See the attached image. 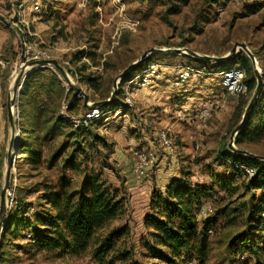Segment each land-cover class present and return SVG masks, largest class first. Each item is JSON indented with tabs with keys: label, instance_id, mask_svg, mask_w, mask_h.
I'll return each instance as SVG.
<instances>
[{
	"label": "rangeland",
	"instance_id": "rangeland-1",
	"mask_svg": "<svg viewBox=\"0 0 264 264\" xmlns=\"http://www.w3.org/2000/svg\"><path fill=\"white\" fill-rule=\"evenodd\" d=\"M236 44L246 46L261 76L251 119L256 126L254 117L264 114V0H0V105L5 123L0 142V191L10 138L6 101L12 97L13 81L25 62L56 61L70 82L88 95L89 102L96 103L110 97L116 78L143 53L177 50L148 54L119 81L115 92L119 102L100 109H85L82 98L68 89L52 67L26 77L12 108L16 140L25 138L27 147L10 150L13 162L0 229V264H95L88 257L73 258L61 249L38 251L28 237L41 230L35 216L53 213L45 197L62 187L84 190L92 175L105 179L126 202L125 218L116 224L127 222L132 254L130 263L118 264H164L154 257L167 253L151 247L144 226L131 216L130 194L140 190L137 198L150 202L174 181L209 190L195 212L199 226L215 217L206 234L208 264H254L246 254L249 248L258 251L260 264H264V216L259 205L264 194L249 187L248 177L224 156L239 155L228 144L245 111L241 105L248 104L252 95L229 96L222 86V72L240 66L253 74L254 66L240 48L223 63L201 61L187 53L222 57ZM150 65H156L157 71L142 82ZM186 68L193 72L175 85ZM162 77L174 87L159 85L157 90L178 92L167 95L169 100L153 101L151 89ZM89 81H94L97 93L90 89ZM126 96L130 106H124ZM173 97L178 99L174 102L180 114L167 118ZM69 104L72 109L67 116L90 119L86 126L75 128L59 121L61 107ZM203 110L208 112L206 119L200 118ZM154 112L156 118H152ZM36 118L32 132L24 134L21 126L29 129ZM159 118L156 125L151 123ZM162 118L175 123V130L160 125ZM162 131L172 142L170 150L159 143ZM27 149L41 153L39 165L22 160ZM247 150L264 157V137ZM133 151L147 157L144 175L134 171ZM249 166L244 162L238 168ZM223 183L228 184L225 192L219 187ZM205 208L211 209L210 216L199 218L198 211Z\"/></svg>",
	"mask_w": 264,
	"mask_h": 264
},
{
	"label": "trees",
	"instance_id": "trees-1",
	"mask_svg": "<svg viewBox=\"0 0 264 264\" xmlns=\"http://www.w3.org/2000/svg\"><path fill=\"white\" fill-rule=\"evenodd\" d=\"M244 70L247 95L251 96L256 86L254 71L252 74L248 67ZM93 82L89 81L88 85L97 93L98 90ZM116 97L111 102L112 105L114 102H119ZM105 100L107 99L102 101ZM257 100L258 98L253 102L245 122L234 139L235 148L245 152L248 157L244 154L224 156L231 160L232 167L242 175H244L243 171L238 167L244 162L252 165L247 167L254 171L253 176L248 178L249 187L260 190L264 194V161L259 159L264 157L250 155L247 150L248 145L264 137V114L254 117L256 126L251 122ZM246 106L247 102H244L241 108L245 109ZM117 107L118 105H115L114 108ZM71 109L72 105L69 104L67 112L71 113ZM58 119L63 123H70L67 117L58 115ZM37 120L36 118L30 123L29 129L22 125L21 131L24 134L28 131L32 132L31 125L36 126ZM24 140H16L17 152L27 147ZM23 143L25 145H22ZM26 154L27 157L22 160L29 165L40 164L39 151L27 149ZM219 187L225 192L228 184L223 183ZM236 190L237 188L231 190V193ZM208 192L209 190L204 188L178 184L174 181L170 187L166 188L164 194L153 195L149 203L151 212L144 216L143 226L151 247L154 250L160 248L167 253V255H158L154 257L155 259H159L164 264H208L210 250L206 234L214 223L215 217L206 219L201 226L195 220L196 208L200 206L202 199L208 198ZM46 200L53 213L45 212L43 215L35 216V222L41 230L35 234L29 233L28 236L38 251L54 252L61 249L73 258L88 257L95 264L130 263L132 251L128 245L131 238L128 224L127 222L122 225L116 224L125 218L126 202L122 196L118 195L117 190H112L107 185L105 179L92 175L84 190L67 191L62 187L58 192L45 197ZM263 202L264 196L259 199L261 212ZM246 254L250 260L255 261L254 264H260V254L256 249L249 248Z\"/></svg>",
	"mask_w": 264,
	"mask_h": 264
},
{
	"label": "water",
	"instance_id": "water-1",
	"mask_svg": "<svg viewBox=\"0 0 264 264\" xmlns=\"http://www.w3.org/2000/svg\"><path fill=\"white\" fill-rule=\"evenodd\" d=\"M237 48L242 49L244 52L247 53L252 65L254 66V76H255V80H256V86H255V90L252 94V97L249 101V103L247 104L244 114L242 116V120L241 123L238 127H236L234 129V131L232 132L231 136H230V142L228 144V149L231 150L232 152L236 153V154H244L246 155L245 152H240L239 150H237L235 147H233V139L235 138L236 134L238 133V131L241 129L243 123L246 120V117L248 115V112L253 104V102L255 101V99L258 97L260 89H261V76L260 73L257 71V69H255V60L253 58V56L247 51L246 46L244 44H240V45H234L232 47V49L225 55L222 57H211V56H207V55H199L197 53L194 52H187L192 58L194 59H198L201 61H205V62H214V63H223V62H228L230 61L237 53ZM177 50H149L145 53H143L138 60L134 61L133 63H131L130 65H128L120 74L119 76L116 78V80L113 83V87H112V91L110 93V97L105 100V101H101V102H96V103H91L89 102V97L88 95H85L80 88L76 87L75 85H73L67 74L63 71V69L58 65V63L54 60H44V59H38V60H32L29 62H25L20 68L19 71L16 75V78L13 81V86H12V97H8L7 101H6V112H7V123L9 125L10 128V138H9V143H8V153H7V165H6V170H5V179H4V184L3 187L0 191V229L3 223V220L5 218V194L6 191L8 189V186L10 184V177H11V166H12V162H13V157L11 158L10 155V150L15 147V143H16V136H15V124H14V116H13V112L11 110L16 98L18 97V95L20 94V89L23 86L24 80L26 79V77L31 74L34 71L37 70H41V69H47V68H54V70L57 72V75L62 79V81L67 85L68 89L73 91V93L78 96L77 98L81 97L82 98V105L85 109H100L103 107H107L111 104V102L113 101L114 97H115V92L117 90V86L119 85V81L121 79H123L132 69H134L135 67H137L140 63H142L148 54L151 53H161V52H175ZM31 68L32 70L29 71L28 73H25V71ZM20 88V89H18ZM19 134V132H18ZM16 155V153L14 154V156ZM261 161H264V158H259Z\"/></svg>",
	"mask_w": 264,
	"mask_h": 264
},
{
	"label": "built area",
	"instance_id": "built-area-1",
	"mask_svg": "<svg viewBox=\"0 0 264 264\" xmlns=\"http://www.w3.org/2000/svg\"><path fill=\"white\" fill-rule=\"evenodd\" d=\"M34 60H38V59H34ZM157 66L156 65H150V67L148 68V70L146 71V73H144L145 75L143 77H141L142 82H146L147 79L149 78V76L153 75L156 73L157 71ZM0 68H1V62H0ZM193 70L186 68L185 71H182L178 77V81L175 83V85H178V82H183L184 80H186L189 76L190 73H192ZM245 78H246V72L245 70L240 67V66H235L232 68H229L227 70H225L224 72H222V86L224 87L226 93L229 96L232 97H240L243 95H246L247 93V88L245 85ZM132 83V81L128 82V86ZM124 104L125 106H130V99L129 96L125 97L124 100ZM67 109L68 106L67 105H63L59 111V115L61 117H67L70 120V123L73 127L75 128H79L81 126H86L87 122L90 121V119L87 118V120H79V119H75V118H69L67 116ZM208 116V112L206 110H203L200 112V118L201 119H206ZM94 118V117H91ZM159 138V143L162 147H164L165 149L170 150L171 146H172V142L169 139V135L167 132H161L158 135ZM133 167H134V171L138 174V175H144L145 174V169L144 167L147 165V157L146 155H144L143 153H141L140 151H133ZM240 170L243 171V174L245 177L251 178L254 174V171L252 169L249 168H243L240 167ZM262 216H264V202L262 203ZM211 209L210 208H205V209H201L200 211H198L197 216L199 218H206L208 216H210L211 214Z\"/></svg>",
	"mask_w": 264,
	"mask_h": 264
},
{
	"label": "crops",
	"instance_id": "crops-1",
	"mask_svg": "<svg viewBox=\"0 0 264 264\" xmlns=\"http://www.w3.org/2000/svg\"><path fill=\"white\" fill-rule=\"evenodd\" d=\"M159 85H162L163 89L165 87H167V86L168 87L165 88V89H171L172 87H174V85L171 82V80H167L166 77L160 78L158 80L157 84L153 87V89H151L152 90V99H153V101L156 100V99H159V98L162 101L164 99L169 100V97L167 95H172L171 93L176 94L175 92H178V91H172V92L167 93V92H163L162 90H157ZM181 87L182 86H180L179 88H181ZM182 88H183V90L181 92H185L184 86ZM162 97H164V99H162ZM175 97L172 98V104L170 105L171 110H170L169 115L165 116L167 118L169 116H178L177 114H180L179 110L176 109V104H175L174 101H178V99L175 98ZM0 103H1V97H0ZM116 109L119 110L118 107ZM156 117H157V112H154L153 115H152V118H156ZM159 121H161L160 118L159 119H153L151 123H153V125H156ZM160 125H165V126L167 125V126L170 127L171 130H175V126H176L175 123H173L171 121L168 122L167 120H163V118H162V122L160 123ZM4 129H5V123L3 121V110H2V106L0 105V142H2L3 138H4ZM153 129H155L154 126H153ZM138 192H140V190H136V189L131 192V194H130L131 195V197H130L131 205H130L129 208H130V211H131L130 212L131 216H132L133 219L136 220L137 225L143 226V218H144V216L147 215V214H150V212H151V209H150V206H149L150 202H149V200L146 201V200L142 199L141 197L137 198L136 194Z\"/></svg>",
	"mask_w": 264,
	"mask_h": 264
},
{
	"label": "bare ground",
	"instance_id": "bare-ground-1",
	"mask_svg": "<svg viewBox=\"0 0 264 264\" xmlns=\"http://www.w3.org/2000/svg\"><path fill=\"white\" fill-rule=\"evenodd\" d=\"M29 71H31V68H28L27 70H26V73H28ZM67 86V85H66ZM18 89H20V88H18ZM11 95H12V93H11ZM11 110H12V112H13V114H14V111H13V108H11ZM16 136V135H15Z\"/></svg>",
	"mask_w": 264,
	"mask_h": 264
}]
</instances>
